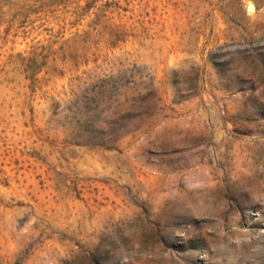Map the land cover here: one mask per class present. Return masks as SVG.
Listing matches in <instances>:
<instances>
[{
  "label": "rangeland",
  "instance_id": "374dc122",
  "mask_svg": "<svg viewBox=\"0 0 264 264\" xmlns=\"http://www.w3.org/2000/svg\"><path fill=\"white\" fill-rule=\"evenodd\" d=\"M55 1L0 0V264H264V0Z\"/></svg>",
  "mask_w": 264,
  "mask_h": 264
},
{
  "label": "trees",
  "instance_id": "16d2710c",
  "mask_svg": "<svg viewBox=\"0 0 264 264\" xmlns=\"http://www.w3.org/2000/svg\"><path fill=\"white\" fill-rule=\"evenodd\" d=\"M69 4L73 3L74 8L73 12L79 14V15H84L90 11V9L94 6V0H84L83 4H79L81 0H60V1H55L52 4H49L50 6H59V5H64L67 6L68 2Z\"/></svg>",
  "mask_w": 264,
  "mask_h": 264
}]
</instances>
